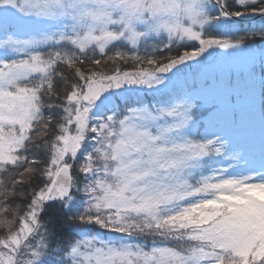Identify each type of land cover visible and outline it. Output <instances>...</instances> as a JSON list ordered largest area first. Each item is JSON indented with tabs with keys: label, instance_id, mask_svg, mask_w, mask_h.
Listing matches in <instances>:
<instances>
[{
	"label": "snow or ice",
	"instance_id": "6c2138e0",
	"mask_svg": "<svg viewBox=\"0 0 264 264\" xmlns=\"http://www.w3.org/2000/svg\"><path fill=\"white\" fill-rule=\"evenodd\" d=\"M0 27V264H264V0H0ZM216 49L259 56V168L254 64L175 92Z\"/></svg>",
	"mask_w": 264,
	"mask_h": 264
},
{
	"label": "rangeland",
	"instance_id": "374dc122",
	"mask_svg": "<svg viewBox=\"0 0 264 264\" xmlns=\"http://www.w3.org/2000/svg\"><path fill=\"white\" fill-rule=\"evenodd\" d=\"M8 27L10 29L9 34H11L12 31H15L19 34H22L25 31V29L18 28L14 22H10ZM220 29L223 32H225V28L220 27ZM2 38H3V28L0 27V39H2ZM0 52H2V50H0ZM220 52H221V50L219 51V53ZM252 64H254V66L256 67L255 80L257 79L260 81L261 80L260 59H259L258 55L255 57L254 60H252V59H250V58H248L242 54L241 55H233V56L218 55V57L214 61L211 62L210 70H209V73L206 77H202L200 69H199V71H197V73H194V74H191V73L190 74L189 73L180 74V75H178L177 78H174V86L175 87L180 86L181 89L187 91V90L191 89V88H189L187 90L185 89L186 87L184 84L187 82H189L190 87L193 84V81H196L198 86H199L202 79H208L210 82L213 80L218 81V80L224 79L223 78L224 76L226 77V75L229 76L232 73H234V70L236 71V74L238 73L237 71H241L242 73H244L246 75L247 74L246 68L250 67ZM232 69H234V70H232ZM255 94H256V98L254 100L249 101V107L251 108L252 105H255L256 107H255V110L253 111V115L251 116L250 120L245 125V129H244V133H243L242 138L245 140H250L257 145L256 150L254 152L249 153L247 158L250 161H254V164L252 166L259 168L258 144L260 141L261 129H260V126L256 125L255 121L252 122V117L256 116L255 113H257V108L259 107L260 85H259V87L257 86V89H255ZM202 107H208V105L205 104ZM204 120H205V126L203 127L201 134H203L206 130H208L207 116L204 118ZM257 123H258V121H257ZM248 124H250L251 127H248ZM196 129H197V125H196ZM212 130L217 131L221 135H225V136L232 138L234 143L237 142L236 137L233 136L230 128L217 127L215 129H212Z\"/></svg>",
	"mask_w": 264,
	"mask_h": 264
},
{
	"label": "trees",
	"instance_id": "16d2710c",
	"mask_svg": "<svg viewBox=\"0 0 264 264\" xmlns=\"http://www.w3.org/2000/svg\"><path fill=\"white\" fill-rule=\"evenodd\" d=\"M258 15V14H257ZM256 15V16H257ZM247 17H252V16H246V17H244V18H247ZM261 23H262V20L260 19V20H250V21H240L239 22V25H237V27H240V26H242L245 30H247V31H252V30H258L259 28H260V26H261ZM220 27H223V28H225V32H223L221 29H220ZM214 34L215 35H217V36H219V37H221V38H228V37H231V36H239V35H243V33L242 32H238L237 30H236V27H233V26H231V25H228V24H225V25H222V26H219L217 29H215L214 30ZM251 47L253 48V49H260V48H264V43H257V44H252L251 45ZM175 52H176V50L174 49L173 50V55H175ZM109 67H111V65H109ZM122 67H125V68H130L131 67V63H129L128 65H122ZM255 69H256V67H255ZM232 70H234V69H232ZM238 73V75L236 74V71L234 70V73H232L231 75H229V76H227L226 75V77L224 76L223 78L224 79H228V78H232V79H235V78H237V77H239L240 76V74L242 73L241 71H237ZM261 75V74H260ZM185 85V89L187 90V89H189V88H191L190 86H189V82H187V83H185L184 84ZM259 85H260V81L259 80H255V84H254V87H255V89H257V86L259 87ZM175 87V86H174ZM185 90H183V89H181L180 88V86L179 87H175V92L177 93V94H180V93H183ZM149 99H151V95H149ZM207 107H201L200 109H199V111L200 112H204L205 111V109H206ZM45 114L47 115V111L45 112ZM255 117H252V122L253 121H255L256 122V125L257 126H260V119H259V107L257 108V113H255ZM207 116V114H205L204 116H201L200 117V119H199V122L197 123V129H196V131H199L200 133L202 132V127H200V124H204V126H205V120H204V118ZM257 121H258V123H257ZM247 127V126H246ZM248 127H251L250 126V124H248ZM260 129H261V126H260Z\"/></svg>",
	"mask_w": 264,
	"mask_h": 264
},
{
	"label": "water",
	"instance_id": "95a60500",
	"mask_svg": "<svg viewBox=\"0 0 264 264\" xmlns=\"http://www.w3.org/2000/svg\"><path fill=\"white\" fill-rule=\"evenodd\" d=\"M260 19H261V17L259 15H257V16L243 18L241 21L260 20ZM219 51H220L219 49H216V52L214 53V56L212 58H209V60L211 62L214 61L218 57V55L216 53H219ZM198 69H199L198 66L193 63L190 68L185 67L180 74H184V73H189V74L190 73H195V72L198 71ZM180 74H178V75H180Z\"/></svg>",
	"mask_w": 264,
	"mask_h": 264
}]
</instances>
